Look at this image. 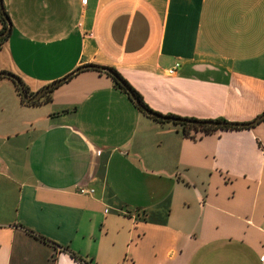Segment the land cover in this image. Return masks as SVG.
<instances>
[{
  "label": "crops",
  "instance_id": "0c3cea01",
  "mask_svg": "<svg viewBox=\"0 0 264 264\" xmlns=\"http://www.w3.org/2000/svg\"><path fill=\"white\" fill-rule=\"evenodd\" d=\"M2 3L0 72L28 95L96 64L162 115L264 112V0ZM190 134L143 115L95 70L39 105L0 76V264H260L264 119Z\"/></svg>",
  "mask_w": 264,
  "mask_h": 264
},
{
  "label": "water",
  "instance_id": "95a60500",
  "mask_svg": "<svg viewBox=\"0 0 264 264\" xmlns=\"http://www.w3.org/2000/svg\"><path fill=\"white\" fill-rule=\"evenodd\" d=\"M0 11L2 12V15H3V17L6 21V25H7L5 30L0 33V38H1L2 36L7 35L11 30V23H10L8 16L4 12L2 0H0ZM86 69H95V70L106 72V73L110 74L123 86L125 91L128 93V95L130 96V98L132 99V101L136 105H138L147 114L155 115V113L153 111H149L140 103L139 99L135 96V94L133 93L131 88L125 82H123V80L120 79L115 74V72H113V70L110 67L96 65V64L82 65L80 67H77L75 70H73L72 72H70L66 76L44 86L42 89H40L39 91H37L33 95H28V93L25 90L21 80L17 76H15L9 72H0V76L12 78L18 86V90H19V93H20V96L22 97V99L27 100V101H34V100L39 99L48 90H50V89L56 87L57 85L65 82L66 80H68L70 77H72L76 73L83 71V70H86ZM157 117L162 119V120L170 121V122H180V123L185 122V123H190V124L208 125V126H214V127H227V126H230V127H250V126L256 124L259 120L264 119V113L261 114L256 119L249 121V122H228V121H214V120H201V119H186V118L175 117V116H171V115H158Z\"/></svg>",
  "mask_w": 264,
  "mask_h": 264
},
{
  "label": "trees",
  "instance_id": "16d2710c",
  "mask_svg": "<svg viewBox=\"0 0 264 264\" xmlns=\"http://www.w3.org/2000/svg\"><path fill=\"white\" fill-rule=\"evenodd\" d=\"M4 12L5 14L8 16V14L6 13L5 9H4ZM9 18V17H8ZM6 21L2 15V12L0 11V33L2 31L5 30L6 28ZM9 36V33L5 36H2L0 38V45L7 39V37ZM113 70V72H115V74L123 80V82H125L130 88L131 90L133 91V93L135 94V96L139 99L140 103L146 108L148 109L149 111H153L155 113V115H149L147 114L145 111H143L138 105H136L132 99L130 98V96L128 95V93L125 91V89L123 88V86L113 77L111 76L110 74L106 73V72H102V71H98V70H95V69H91V70H95L97 72H100V73H103L105 75H107L108 77L111 78L112 82H113V85L119 89L120 91H122L123 93L126 94L127 98L133 103V105L145 116L153 119L154 121L158 122V123H172L173 125H178L179 126V129L181 131V133L183 135H186V136H193L190 134V130H200L204 133H208L210 131H213V130H217V129H235V130H238V129H245V128H249V127H230V126H227V127H214V126H208V125H196V124H190V123H185V122H170V121H165V120H162L160 118H158L157 116L158 115H162L161 113L157 112V111H154L152 110L142 99L141 95L139 94L138 91H136L115 69L111 68ZM5 78H8L15 86V89L17 91V94L19 96V99H20V102L23 103V104H26V105H39V104H42V103H46L48 101H50V93L52 92V90L55 88H52L50 90H48L46 93H44L39 99L37 100H34V101H27V100H24L22 99V97L20 96V93H19V90H18V86L16 84V82L10 78V77H5ZM23 84V83H22ZM24 86V85H23ZM25 90H26V87L24 86ZM27 91V90H26ZM264 113V112H263ZM262 113V114H263ZM173 116V115H171ZM260 115H258L257 117H259ZM175 117H178V116H175ZM257 117H255L254 119H256ZM182 118H186V119H195V118H188V117H182ZM253 119V120H254ZM262 120V119H261ZM214 121H224V120H214ZM260 121V120H259ZM258 121V122H259ZM253 126V125H252ZM251 127V126H250Z\"/></svg>",
  "mask_w": 264,
  "mask_h": 264
},
{
  "label": "built area",
  "instance_id": "2783aa9c",
  "mask_svg": "<svg viewBox=\"0 0 264 264\" xmlns=\"http://www.w3.org/2000/svg\"><path fill=\"white\" fill-rule=\"evenodd\" d=\"M81 1H82V3H85V2H86V0H81ZM178 66H179V63L176 62V63H174V65H173L171 68H168V69L166 70V72H167L168 74H172V73H174L176 67H178ZM78 192H79L80 194H87V195H90V194H93L94 190H93V188L79 187V188H78ZM258 260H259L260 264H264V251H262V252L259 254V256H258Z\"/></svg>",
  "mask_w": 264,
  "mask_h": 264
}]
</instances>
